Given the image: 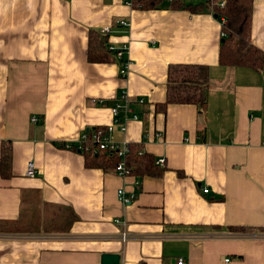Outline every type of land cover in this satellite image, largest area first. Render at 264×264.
Returning <instances> with one entry per match:
<instances>
[{
  "label": "crops",
  "instance_id": "0c3cea01",
  "mask_svg": "<svg viewBox=\"0 0 264 264\" xmlns=\"http://www.w3.org/2000/svg\"><path fill=\"white\" fill-rule=\"evenodd\" d=\"M176 2L0 0V149H10L0 264H100L103 253L118 264H264V60L258 71L220 65L222 17L205 0ZM105 27L130 60L124 77L111 55L87 58L89 34ZM249 37L264 54V0H252ZM177 64L206 66L202 111L159 106ZM121 91L143 103L110 138L163 158L157 175L117 176L75 147L83 129L110 123ZM119 188L133 194L126 205Z\"/></svg>",
  "mask_w": 264,
  "mask_h": 264
},
{
  "label": "trees",
  "instance_id": "16d2710c",
  "mask_svg": "<svg viewBox=\"0 0 264 264\" xmlns=\"http://www.w3.org/2000/svg\"><path fill=\"white\" fill-rule=\"evenodd\" d=\"M140 2L144 8L155 5L156 0H132ZM222 1L223 6L212 5L215 17H222L221 36L219 39L218 62L223 66H245L258 71L263 64L264 54L250 42V16L252 0H215ZM206 3V2H205ZM172 4L179 5L177 2ZM204 3L196 5H181L191 11L198 10ZM205 6H207L205 4ZM105 35L91 32L88 38L87 58L91 61L107 59ZM208 85L207 68L199 64H177L169 66L166 80V97L159 106L167 103L195 104L199 112L205 104V90ZM138 148L131 147L126 155V166L130 173L157 175L159 168L155 160L145 152H136ZM140 151V150H138ZM86 164L101 165L104 168L113 167L117 162L115 154L106 152L91 153L90 150L81 152ZM10 149L3 144L0 149V174L5 175L9 170ZM229 231H249L250 227H228ZM264 231V228H262Z\"/></svg>",
  "mask_w": 264,
  "mask_h": 264
},
{
  "label": "built area",
  "instance_id": "2783aa9c",
  "mask_svg": "<svg viewBox=\"0 0 264 264\" xmlns=\"http://www.w3.org/2000/svg\"><path fill=\"white\" fill-rule=\"evenodd\" d=\"M170 2H176L181 0H169ZM207 5L210 7L212 12V5L215 4L218 7L223 6L222 1L215 0H205ZM131 4V3H130ZM223 22V18H222ZM115 25L125 27L127 26L126 20H116ZM109 31L108 27L102 28L98 31L100 34H107ZM221 36H224L221 33ZM106 50L109 55L116 61L117 63V73L119 77H124L128 73L130 60L125 56V47H116L110 43H106ZM133 102L138 104L143 103L142 98H137V100H130L129 96L125 91H121L115 98L112 106L110 107V115L111 121L109 124L105 126H97L92 128L83 129L78 136L75 147L78 151L90 150L91 153L96 152H106L108 154H115L117 157V162L113 166V171L117 176H125L130 172V168L126 166L125 158L127 153L129 152V146L126 141H114L110 138V134L113 131H118L123 133L126 130V123L129 120L137 119V114L131 108ZM31 122L39 121V118L36 116L30 117ZM66 147H70L71 144L65 145ZM261 146L264 148V140L261 142ZM155 164L162 165L163 158H158L155 160ZM35 174V169L31 162H27L25 166V175L32 177ZM208 191L207 188H202V192L206 193ZM117 200L120 204L126 205L130 202L133 197V194L125 192L122 188L117 189L116 191ZM120 240L124 241L126 239V234L123 232L120 234ZM176 264H188L184 262L182 258H178L176 260Z\"/></svg>",
  "mask_w": 264,
  "mask_h": 264
},
{
  "label": "water",
  "instance_id": "95a60500",
  "mask_svg": "<svg viewBox=\"0 0 264 264\" xmlns=\"http://www.w3.org/2000/svg\"><path fill=\"white\" fill-rule=\"evenodd\" d=\"M118 254H101L100 264H118Z\"/></svg>",
  "mask_w": 264,
  "mask_h": 264
}]
</instances>
